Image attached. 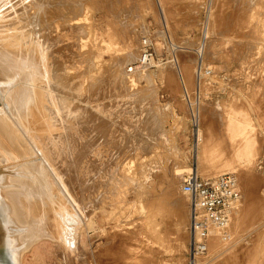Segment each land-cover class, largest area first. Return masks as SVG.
I'll use <instances>...</instances> for the list:
<instances>
[{"label": "rangeland", "instance_id": "obj_1", "mask_svg": "<svg viewBox=\"0 0 264 264\" xmlns=\"http://www.w3.org/2000/svg\"><path fill=\"white\" fill-rule=\"evenodd\" d=\"M29 5L31 55L41 73L33 118L49 123L40 134L47 141L74 144L63 145L56 165L65 186L48 170L44 191L26 208L49 238L27 250L21 264H100L120 245L130 246L125 257L136 264H187L189 208L180 183L191 166L203 177L231 172L240 188L228 225L210 234L197 264H264V0ZM0 17V27L8 17L24 24L18 10ZM145 35L158 57L170 50L168 36L174 60L134 67ZM199 52L215 83H201L196 146L183 92L195 87ZM62 211L77 220L72 248L50 238L63 226L56 224ZM0 264H12L4 244Z\"/></svg>", "mask_w": 264, "mask_h": 264}, {"label": "bare ground", "instance_id": "obj_2", "mask_svg": "<svg viewBox=\"0 0 264 264\" xmlns=\"http://www.w3.org/2000/svg\"><path fill=\"white\" fill-rule=\"evenodd\" d=\"M29 4L30 0H0V16L6 13L12 14V12L18 10L19 14L22 16L21 19L24 22V24L21 25L16 24L12 17H8L5 19L7 24L3 27H0V168H2L3 171H10V173H14H0V226L4 231L3 244L8 251V255L11 259L12 264H21L23 254L32 246H34L35 243L42 240L44 237L49 236V231L44 228L43 222H37V219L35 220L32 216H29L26 208L29 206V202L31 201V199L35 197V194L41 195L40 192L43 189V185L47 184L48 182V177L46 176L48 170H52L56 173V179L58 180L59 184H64L63 178L56 172V170L58 169L56 165H59L60 161L62 160V158H60V150L62 148H66L67 145H70L67 144L68 142H73H71V140L69 141L63 138V140L65 139L64 141L62 139V141L59 139L63 143L58 144L57 146L54 144V142H50L55 140L56 138L52 140L50 137V141H47L48 138L40 134L47 132L46 129L49 123H46L47 125L43 121H38L37 123L36 119L33 118L35 116L34 109L38 98L37 87L39 86H37V83L39 81L41 82V73H39L40 71L36 64V61L31 55L32 53H34V49L32 48L33 43L30 40L31 33L27 31V22L29 19L28 12L30 7ZM58 28L59 27L57 26V29ZM68 69L70 70V68ZM72 69L73 68H71L70 71H72ZM134 76H136V74ZM50 81L51 79H47L43 82H45L44 84H46ZM135 83H137L135 79L129 80L130 85H133ZM47 85L49 86V84ZM51 98L54 102L55 99L53 97ZM55 104L52 108H55L57 111H59V105H57V103ZM4 106H6V109L4 108ZM41 119H43L42 116ZM71 124L73 126V123ZM72 126L70 128H72ZM68 135L70 134L68 133ZM59 137L57 136V138ZM55 142L57 143L59 141L57 140ZM63 145H66V147ZM65 150H67V148ZM69 151L70 150H68L67 152ZM76 153L77 152H75L74 154L75 159L77 158V155L79 156V154L76 155ZM75 162L73 159V163ZM33 168H35L34 173L36 174H34V176L32 174ZM177 182V178L171 179L172 184ZM39 188L42 189L39 190ZM46 194H48L47 191ZM176 198H178V196H176ZM169 200L172 201L174 199L169 198ZM71 201L74 204V201ZM180 202L181 200L178 201V203ZM236 207L237 204L232 208L230 217ZM58 217L60 221H58L56 224H62L63 226L60 231L56 232V236L52 234L50 238L55 239L56 237L57 241H60L61 244L65 245L68 248H72L76 244L75 240L78 239L76 238L77 227L75 226L77 220L67 211H62L60 216ZM215 230H217V228L211 226L209 234H211ZM46 231L48 232V234L46 233ZM122 239L124 240V238ZM122 239H119V242H121ZM128 241L129 240L126 241L125 238V243ZM122 243L124 244L123 241ZM127 248L125 247V249ZM125 249L124 247H121V245L120 247H117V249L112 253L109 249L108 256L110 257L108 258V260H101L100 264H136L135 262L133 263L129 261L133 259V257H125V254L127 253ZM127 251L128 254L129 252L130 255L132 254V251H129L128 249ZM105 255H107V253ZM136 256H134V258ZM138 258H136V260H139Z\"/></svg>", "mask_w": 264, "mask_h": 264}, {"label": "built area", "instance_id": "obj_3", "mask_svg": "<svg viewBox=\"0 0 264 264\" xmlns=\"http://www.w3.org/2000/svg\"><path fill=\"white\" fill-rule=\"evenodd\" d=\"M200 38L205 39L203 30ZM167 44L168 49L170 48L169 52L158 57L154 39L149 35L142 37L139 59L134 67L148 68L168 60L173 61L174 56L171 50L173 47L168 36ZM198 55L199 60L195 68V87L191 92L186 89L183 92L188 105L190 134L192 140H195L196 146L198 144L199 110L203 87L201 83L203 81L215 83L212 78L214 77L213 70L202 63V53L199 52ZM128 71H133V66H129ZM180 188L188 197L187 264H197L207 252L211 226L221 230L226 228L230 221V212L239 201L240 191L233 173L225 172L217 176L203 177L195 166H191L190 171L183 175Z\"/></svg>", "mask_w": 264, "mask_h": 264}, {"label": "water", "instance_id": "obj_4", "mask_svg": "<svg viewBox=\"0 0 264 264\" xmlns=\"http://www.w3.org/2000/svg\"><path fill=\"white\" fill-rule=\"evenodd\" d=\"M9 173V174H14V173H10V171H3L2 168H0V173ZM4 235V231L2 230L1 226H0V246H2L3 242H2V238Z\"/></svg>", "mask_w": 264, "mask_h": 264}]
</instances>
